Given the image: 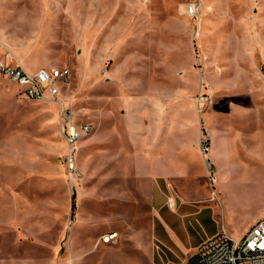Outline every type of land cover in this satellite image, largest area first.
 Listing matches in <instances>:
<instances>
[{"label":"rangeland","instance_id":"obj_1","mask_svg":"<svg viewBox=\"0 0 264 264\" xmlns=\"http://www.w3.org/2000/svg\"><path fill=\"white\" fill-rule=\"evenodd\" d=\"M189 3L0 0V64L69 69L60 101L74 125L92 126L71 170L59 106L28 100L0 74V204L43 216L56 264H178L149 183L117 162L129 106H148L162 138L177 125L184 142L198 139L203 171L177 186L213 203L183 220L190 235L178 243L193 247L190 259L222 229L242 239L264 218V0H202L197 17Z\"/></svg>","mask_w":264,"mask_h":264},{"label":"crops","instance_id":"obj_2","mask_svg":"<svg viewBox=\"0 0 264 264\" xmlns=\"http://www.w3.org/2000/svg\"><path fill=\"white\" fill-rule=\"evenodd\" d=\"M20 64L23 66L22 63ZM172 98L169 96V99ZM156 101V98L153 99L154 103ZM136 116L137 121L133 119ZM150 116L151 111L148 106L138 110L129 106L120 134L122 148L118 151L121 152V159L120 161L113 159V162H120L122 171L129 180L137 181L139 185L149 183L152 210L157 217L164 220L166 225L164 228L160 221H157L156 226L160 225L159 237L176 252L178 264H186L191 260L190 249L193 247L181 248L178 243L190 235L183 220L190 219L198 213H205L202 206H207L213 201L205 202L199 197L193 198L186 191L178 188L177 183L178 180H182L181 178L187 180L190 172L197 170L196 165L203 171L205 163L197 148V138L191 142H184L187 139L186 135L178 134L175 129L177 125L162 138L157 131L149 130L147 119ZM152 137L154 140L159 139L160 144L157 146L155 143L153 149H148L147 141ZM186 145L192 153L187 160H183L178 157L179 152H182L179 149L184 150ZM193 162L197 163L192 164ZM217 195L219 197L218 193ZM26 208L23 205L12 206V211L7 213L2 210L0 204V264H56V258L52 261L49 258L47 237L49 226L44 223L41 214L27 212Z\"/></svg>","mask_w":264,"mask_h":264},{"label":"built area","instance_id":"obj_3","mask_svg":"<svg viewBox=\"0 0 264 264\" xmlns=\"http://www.w3.org/2000/svg\"><path fill=\"white\" fill-rule=\"evenodd\" d=\"M201 8L202 0H190L187 13L197 17ZM0 74L13 82L28 100L59 106L61 120L67 123L65 138L69 147L68 165L71 170L74 169L76 145L91 133L92 126L74 125L72 115H68V109L60 101V84L66 85L70 81V70L42 68L31 74L20 63L11 60L0 64ZM202 152L207 157L209 147L203 146ZM186 264H264V218L257 221L242 239H236L226 229H222L205 242L198 254Z\"/></svg>","mask_w":264,"mask_h":264},{"label":"bare ground","instance_id":"obj_4","mask_svg":"<svg viewBox=\"0 0 264 264\" xmlns=\"http://www.w3.org/2000/svg\"><path fill=\"white\" fill-rule=\"evenodd\" d=\"M117 237H118L117 234L115 236L114 235H109L108 237H106L105 242H109L110 243Z\"/></svg>","mask_w":264,"mask_h":264}]
</instances>
